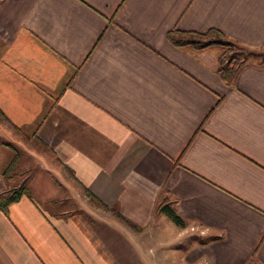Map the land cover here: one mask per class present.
Listing matches in <instances>:
<instances>
[{
    "label": "crops",
    "instance_id": "1",
    "mask_svg": "<svg viewBox=\"0 0 264 264\" xmlns=\"http://www.w3.org/2000/svg\"><path fill=\"white\" fill-rule=\"evenodd\" d=\"M174 29L264 48V0H0V264H264V60Z\"/></svg>",
    "mask_w": 264,
    "mask_h": 264
},
{
    "label": "trees",
    "instance_id": "2",
    "mask_svg": "<svg viewBox=\"0 0 264 264\" xmlns=\"http://www.w3.org/2000/svg\"><path fill=\"white\" fill-rule=\"evenodd\" d=\"M169 39L177 46L191 47L194 49L204 48L210 45L219 44L225 47V51L230 49L229 47L234 43L230 40H225L222 34L214 29L207 32H195V31H181L174 29L168 32ZM224 38V39H223ZM226 53V52H225ZM245 57H239L237 55H218V68L217 72L223 81L230 84L232 78L236 72V69L245 61ZM14 163V158L11 160L10 167ZM23 187L15 188L6 195L0 198V208L4 207L13 200H16L22 193ZM158 210L164 213L169 219H171L176 225L184 226V221L176 214L174 209L170 206H159Z\"/></svg>",
    "mask_w": 264,
    "mask_h": 264
},
{
    "label": "rangeland",
    "instance_id": "3",
    "mask_svg": "<svg viewBox=\"0 0 264 264\" xmlns=\"http://www.w3.org/2000/svg\"><path fill=\"white\" fill-rule=\"evenodd\" d=\"M213 46H216V48L218 50V55L219 54L221 55L224 53L226 55H232V56L237 55L239 57H245V59L249 60V61H263L264 60V48H249V47L242 46L240 44L233 43L229 47L230 49L225 51V47H223L219 44H214ZM0 135H1L0 136V143H2V144H0L1 145L0 157H6L9 160L12 156L15 157V159H17L16 158V155H17L18 159H19V163L16 166H13L11 168V170L15 171L16 173H19L20 177H17V178H20V179L23 178L24 176L27 175V174L21 175V172H22L21 168L24 167V166L23 167L21 166L23 164V162L30 163L31 165L35 164L34 159L30 155H28L27 152H25L24 150L29 149L32 151H35V150L40 151V147L35 142L28 141L25 138V136H24L25 133L23 131H19V132L13 131V133H12V131H10V132L7 131V134L0 133ZM49 169H51L53 171V173H55L57 175V172L52 165L49 166ZM8 171H6V172H8ZM24 173H27V171L24 170ZM57 176L60 177L59 175H57ZM20 179H16V180H20ZM17 182H19V181H17ZM54 190L58 191L57 188H55ZM63 193H64V191H63ZM61 202L62 201H58V203H61ZM190 231H192V230H190ZM195 232L196 231H194L192 233L193 234L192 238L196 237L197 240H199V237L196 236ZM188 236L189 235H185L184 237H181L182 239L177 241L175 244V245L181 247L180 253H182L184 251V249L187 247V245L189 244L190 239H188V240L186 239V237L188 238ZM173 247H174V245H173V243H171V244H169V246L166 247V249H163V250H165L167 253L169 251L173 252L174 251ZM194 264H209V262L202 259V260H199L198 262H196Z\"/></svg>",
    "mask_w": 264,
    "mask_h": 264
}]
</instances>
